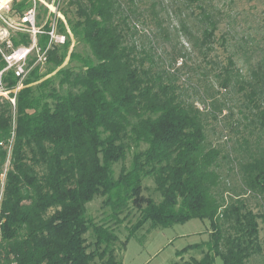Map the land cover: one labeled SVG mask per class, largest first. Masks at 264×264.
<instances>
[{
	"label": "trees",
	"instance_id": "1",
	"mask_svg": "<svg viewBox=\"0 0 264 264\" xmlns=\"http://www.w3.org/2000/svg\"><path fill=\"white\" fill-rule=\"evenodd\" d=\"M33 1L37 18L49 14L36 34L45 69L34 50L22 79L11 69L2 77L15 102L0 96V264H121V229L130 237L145 224L194 218L208 221V240L177 256L197 248L201 258L172 264L264 257V32L250 45V34L239 37L237 1H173L175 34L192 50L173 46L166 56L148 30L154 25L171 42L160 15L166 0H58L63 43L50 39L55 15L38 0H11L9 16L21 19ZM10 41L28 46L32 38L16 30ZM191 71L194 84L184 78ZM222 90L235 94L230 105L217 98ZM224 110L237 112L232 131H246L234 154L208 139ZM96 198L98 220L88 213Z\"/></svg>",
	"mask_w": 264,
	"mask_h": 264
},
{
	"label": "rangeland",
	"instance_id": "2",
	"mask_svg": "<svg viewBox=\"0 0 264 264\" xmlns=\"http://www.w3.org/2000/svg\"><path fill=\"white\" fill-rule=\"evenodd\" d=\"M38 1L41 5L47 7L49 12H53V14L55 15V12L58 10L59 7L58 0H51V2H48V0ZM173 1L175 0H166L165 5H163V10L160 7V15L163 16L160 17L163 18L162 22L164 24V27L168 28L170 35L169 39L171 40V42H165L164 38L156 31L157 27H155L154 25L148 27V30H152L153 34L155 33V39L154 36H151L150 38L154 39L158 52H161L163 56H166L165 51L171 53L170 50L173 46L177 48L187 47L191 49L190 43L187 42L186 36L184 35V33L181 32V30L177 32V35L175 34L174 27L179 25V16L175 15L173 12V9H175V4L173 3ZM236 1L237 9L243 12L241 16L244 17L236 23L238 27L237 31L243 32L239 33V37L241 35H244L246 37L250 34L251 37L255 38V40L253 41L249 39L248 44L250 45L252 42H255L256 38H259V36L264 32V21L262 20L264 18V0ZM33 2L34 3L32 8L34 9V13L27 15L24 14L23 16H26L28 18V23L30 25L29 27H31V31L29 33L31 35L32 40L35 41L37 50L39 51L40 47L37 46L39 37L37 38L36 34L44 33L42 30H40V28H42L46 21L49 19V14L48 12L45 13L43 10H40L39 17L37 18L38 10H36V6H38V3H36L35 1ZM223 7L226 10V6H224V4ZM157 8L159 9V6ZM4 13V17L7 18L6 21L8 22V24L0 21V30H2L3 32V35L0 38V42L3 41V49H9V45L6 41V38L10 39V36L16 30H20L22 32H25L26 30H23L19 26V24L23 22L22 17L21 19H18L15 16H9L8 12ZM57 18L63 19L60 13H57L53 17L50 23L51 29L50 31H48V35L50 36V39H53L55 42L63 43L64 36L57 32ZM37 24H39V26H36ZM140 37L143 39L146 38L143 35ZM236 42H239V40H236ZM145 44L147 45L146 39ZM45 50L40 53L44 54ZM66 63L67 58L64 64ZM189 64L197 65L195 59L193 58L191 61H189ZM44 69L45 62L43 61L40 62L41 72H43ZM189 74L192 76L190 82L194 84L198 79V75L191 71L190 73H186L184 78H186V76H188ZM192 90V88H188L187 90V93L191 96H193L191 94ZM217 98H219V101L224 105H230V103L234 102L235 94L232 91L226 92L222 90L221 93H219V97ZM198 105L201 106L202 104L200 103ZM223 113L226 114L224 117L219 116V119L217 121L211 120V125L208 130V139L213 145L218 146L220 149H222L224 153L230 151L234 154L238 152L239 147L242 146V139L246 135V131H244L241 127L238 131L236 130V128L235 132L232 131L234 126L231 125L234 121V118H236V110L233 111V116H228L226 110H224ZM129 161L130 154L127 156L124 165H128ZM221 166L222 172L224 173V175L227 176L225 177L226 182L229 185L237 188L236 186H238V181L235 171L231 172L226 169V161H223ZM119 168V163L114 164L113 170L115 175H117V173L119 172ZM144 183H146L148 187L152 186V183L149 179H146ZM147 191L148 190H144L143 193L147 194ZM253 204L254 202L251 201V206H254ZM258 208L259 206L255 205L254 209ZM88 213L93 217L94 220L102 218L104 213L101 209V198H96L88 204ZM261 227V234H263V226L261 225ZM208 232V221L200 220L197 218L190 219L184 223H176L172 226L164 228H149L148 224H145L143 227L138 229V231H136L134 235L130 237H128V231L123 228L118 234L119 240L122 242V247L121 243H119L120 246L119 250H117V257L118 259H120L121 264H172L175 261H179L181 257L183 260H186L190 256H193L196 259H200L201 251L197 248H187L181 256H177V252L190 244L207 241L209 236ZM214 264H223V262L220 257H215ZM249 264H264V257L256 256L251 259Z\"/></svg>",
	"mask_w": 264,
	"mask_h": 264
},
{
	"label": "built area",
	"instance_id": "3",
	"mask_svg": "<svg viewBox=\"0 0 264 264\" xmlns=\"http://www.w3.org/2000/svg\"><path fill=\"white\" fill-rule=\"evenodd\" d=\"M11 0H0V21L8 24L6 21L7 18L4 17V12H8L9 10V5H10ZM34 13V9L31 8L29 9L25 14H31ZM23 22L28 21V18L26 16H22ZM10 25V24H9ZM20 26V25H19ZM23 30H26L28 32L31 31L30 28H23L20 27ZM35 34V33H33ZM3 32L0 30V38L2 37ZM6 41L9 45V49H3L2 42H0V56L5 62V66L0 70V96H5L8 97L9 100L11 101L12 104L15 102L14 96L9 97L8 93L9 90H7L4 86L3 82V72H5L8 69L13 70L15 76L19 77L22 79L27 72L29 71L30 67L27 68V60L28 56L35 50L37 53V59L36 62H43L45 60L44 54L40 53L37 50L35 41L32 40L31 44L28 46H18V47H13L11 44V41L9 38H6Z\"/></svg>",
	"mask_w": 264,
	"mask_h": 264
}]
</instances>
